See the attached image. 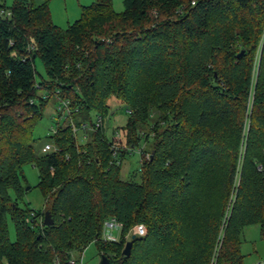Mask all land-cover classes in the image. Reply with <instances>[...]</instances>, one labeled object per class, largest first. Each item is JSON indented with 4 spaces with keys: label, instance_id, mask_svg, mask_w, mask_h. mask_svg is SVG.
Wrapping results in <instances>:
<instances>
[{
    "label": "trees",
    "instance_id": "16d2710c",
    "mask_svg": "<svg viewBox=\"0 0 264 264\" xmlns=\"http://www.w3.org/2000/svg\"><path fill=\"white\" fill-rule=\"evenodd\" d=\"M122 3L91 0L64 27L47 0H12L0 17V264H61L89 242L114 264H242V227L264 238V0ZM35 56L45 78L34 79ZM56 96L69 112L44 136L56 149L41 151L31 130L49 98L61 115ZM109 96L129 110L117 136L103 122ZM139 140V164L121 178ZM25 162L50 224L20 204ZM109 216L117 241L100 238ZM135 223L144 233L123 255Z\"/></svg>",
    "mask_w": 264,
    "mask_h": 264
},
{
    "label": "rangeland",
    "instance_id": "374dc122",
    "mask_svg": "<svg viewBox=\"0 0 264 264\" xmlns=\"http://www.w3.org/2000/svg\"><path fill=\"white\" fill-rule=\"evenodd\" d=\"M38 1L40 0H34V2ZM3 2L7 7H9L12 0H3ZM90 2L91 0H47L51 20L60 27H64L67 23L77 18L80 13L81 5H86ZM111 6L114 10L120 11L123 6L122 0H111ZM33 66L34 79L37 80L40 77H46L42 63L37 56L33 58ZM107 102L110 108V114L103 120L104 126L107 128L106 132L111 128H114L118 133H120L121 131L119 127L124 124L126 119L124 108L120 104L119 100H117L114 96H109ZM54 107L55 99L49 98L46 101L41 117L36 120L32 127V136L36 139L37 144H43L42 142L45 140L44 136L51 132V129L56 124V121H59L61 118H56ZM148 140L151 141V138ZM149 141L147 144H149ZM144 143L145 142L143 140H139L136 145L130 148L129 153L125 154L123 157L119 170V176L121 178H127L131 171H133V169H135L139 164L141 157L139 151L144 146ZM148 148L149 146H145V153ZM139 178V175L136 174L135 179L139 180ZM21 179L24 192L22 194L20 204L25 202V204H27L30 208L42 207L43 211L46 210L44 196L36 186V182L38 180L37 168L31 163H22ZM5 219L8 236L10 239H13V224L7 215ZM238 248L242 255V264H257L264 260V238L261 237L259 233L258 224H248L242 227L238 236ZM71 254L80 255L82 264H97L100 256V253L96 249L93 242L87 243L81 251H71ZM3 264H5V262Z\"/></svg>",
    "mask_w": 264,
    "mask_h": 264
},
{
    "label": "built area",
    "instance_id": "2783aa9c",
    "mask_svg": "<svg viewBox=\"0 0 264 264\" xmlns=\"http://www.w3.org/2000/svg\"><path fill=\"white\" fill-rule=\"evenodd\" d=\"M11 15V10L10 7H7L3 0H0V17H9ZM58 102L56 103V108L60 110V114L58 118H60L63 114L68 113L69 109L67 107V100L66 99H61L58 96H56ZM126 112H129L128 109L125 110ZM102 123V118L99 115H95L93 117V125L94 127H98L100 124ZM71 124V129L73 130V132L75 131H79L78 127L74 124H72V122H70ZM87 124L85 123H81L80 124V128H85ZM53 130V128L51 129ZM114 135H118V132L116 130H114ZM80 137L84 138L85 137V133L84 132H80ZM110 149L112 151V154H116L118 151V147L115 143H110L109 144ZM41 151H48V150H54L56 149L51 143L49 142H44L41 146ZM30 215H33V211L30 210L28 215H26L25 217V221H27L29 224H33L30 221ZM39 223L42 224V222L40 221ZM120 230H121V222H119L118 220H116L114 217L109 216L107 218H105L102 221V225H101V232H100V238L104 241H117L119 239V235H120ZM144 233V226L142 223H135L133 224L128 230L127 232L124 234V237L126 239L129 238V236L131 235H140ZM262 262L257 263V264H262ZM55 264H60L57 260H55ZM61 264H82L80 255H72L71 252L69 253L68 257L65 258V260L61 263Z\"/></svg>",
    "mask_w": 264,
    "mask_h": 264
},
{
    "label": "water",
    "instance_id": "95a60500",
    "mask_svg": "<svg viewBox=\"0 0 264 264\" xmlns=\"http://www.w3.org/2000/svg\"><path fill=\"white\" fill-rule=\"evenodd\" d=\"M51 222H52V219L50 217L48 210H44L43 216H42V223L44 225H47V224H50ZM132 237H133V235H131L130 238L124 242V244L121 248V253L123 255H127L129 253ZM97 264H114V263H113V260L110 259L107 255L100 253L99 260H98Z\"/></svg>",
    "mask_w": 264,
    "mask_h": 264
}]
</instances>
